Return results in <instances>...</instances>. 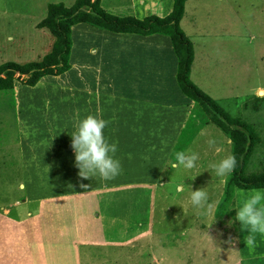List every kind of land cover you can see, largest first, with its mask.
Here are the masks:
<instances>
[{
	"label": "rangeland",
	"instance_id": "374dc122",
	"mask_svg": "<svg viewBox=\"0 0 264 264\" xmlns=\"http://www.w3.org/2000/svg\"><path fill=\"white\" fill-rule=\"evenodd\" d=\"M60 1L0 0V64L42 59L50 50L53 38L39 22L46 16L48 5ZM63 1L70 6L76 0ZM101 1L111 13L142 15L148 0ZM134 1L138 2V7L125 10L127 4ZM171 1L163 0V5L161 1H152L149 13L162 15V6ZM181 26L195 46L193 81L226 111L252 122L264 137V91L261 89H264V0H189ZM85 28L103 36L88 34ZM72 36L74 44L77 39V45L85 47L92 44L91 39L98 41L107 36L105 41L109 44L115 40L113 34L85 24L76 25ZM97 49V45L92 47L93 52ZM85 50L77 55L80 62L87 58ZM71 61L73 64L72 58ZM106 61L109 63V59ZM68 73L44 76L36 86L26 85L20 78L14 89L0 90V212L10 208L21 215L25 208H32L37 203L35 200L31 205L18 206L17 200L83 189L81 184L94 187V182L98 185L103 181L98 175L90 178L93 182L90 179L75 181L77 175L52 172L44 163L53 148L52 138L44 132L45 119L61 116L62 104L70 99L68 90L61 86L85 84L95 87L96 93L89 94L91 102L100 100L108 111L111 97L105 92L113 91V79L121 76L113 70ZM76 96L82 99L84 94L76 93ZM118 101L125 102V99L118 98ZM45 103L51 104L50 107L47 108ZM204 118L195 113L186 117L183 130H187L181 144L187 141L193 129L194 132L196 128L203 129V135L189 149V152L199 153L200 158L191 170L165 169V180L158 190L152 243L144 240L136 246L85 248L81 252V264H264V235L256 234L255 249L250 250L244 239L246 230L241 231L240 221H235L238 198L235 196L234 213L228 212L223 217L215 214L228 175L217 177L210 165L231 155L232 145L222 129L211 121L200 126ZM180 141L176 144L174 141L175 151ZM164 158L169 160V155ZM263 166L264 159L259 152L249 164V171L260 172ZM154 173L153 168L139 174L152 178ZM122 175L126 180L133 176ZM178 185H183L182 192L176 191ZM200 188L207 191L211 210L192 206L191 191ZM232 220L235 222L230 225ZM229 237L235 240L234 244L227 243ZM49 250V247L45 249L47 260L39 264H78L69 261L71 257L76 258V254L68 253L65 243L57 244L54 250L58 259L48 257ZM88 250H93L95 260L89 257ZM11 256L6 257L5 264H17Z\"/></svg>",
	"mask_w": 264,
	"mask_h": 264
},
{
	"label": "crops",
	"instance_id": "0c3cea01",
	"mask_svg": "<svg viewBox=\"0 0 264 264\" xmlns=\"http://www.w3.org/2000/svg\"><path fill=\"white\" fill-rule=\"evenodd\" d=\"M152 1H161L163 5V0H148L142 15L133 12L132 15L143 18L150 14ZM137 7L138 2L134 1L127 4L125 10ZM162 8L160 16L169 14L173 0ZM84 30L88 34L103 36L88 28ZM111 34L115 39L111 44L105 41L107 36L98 41L89 38L92 44L87 47L77 45L76 39L71 53L72 68L67 71L119 72L120 78L113 79V91L105 92L111 97L108 111L100 100L91 102L89 94L96 93L95 87L85 84L61 86L68 90L70 99L62 104L64 111L61 116L45 119L44 132L52 138L53 148L44 163L51 167L52 172L75 174L77 176L72 175L75 181H84L75 164L71 132L75 130L77 115L84 118L88 114L99 113L110 122L104 132L110 142L117 143L116 157L121 161L122 171L111 181L103 180L98 185L94 182V187L39 199L29 196L23 201L17 200L18 206L31 205L35 200L37 203L32 208H25L21 215L5 208L0 212V264H5L6 257L11 255L17 264L45 262L47 247L50 248L48 257L58 259L54 250L60 243L67 245L68 253L76 254V258L71 257L69 261L81 264V252L85 248L133 246L140 241H153L158 190L163 186L165 169L174 162L173 155L175 158L178 150L189 152L197 138L203 135V129L195 131L187 149L183 143L174 150L173 143L181 138L186 117L193 113L195 103L178 85V58L171 39L163 34ZM95 45L98 49L93 52ZM84 48L87 58L80 62L77 55L84 52ZM76 93H83V98L79 99ZM118 98H124L125 102H119ZM45 104L47 108L51 105ZM210 137L213 138V134ZM168 155L169 160L164 158ZM152 166L155 169L152 178L140 176L144 170H152ZM121 174L133 176L126 180ZM88 251L89 257L95 260L93 250Z\"/></svg>",
	"mask_w": 264,
	"mask_h": 264
},
{
	"label": "trees",
	"instance_id": "16d2710c",
	"mask_svg": "<svg viewBox=\"0 0 264 264\" xmlns=\"http://www.w3.org/2000/svg\"><path fill=\"white\" fill-rule=\"evenodd\" d=\"M188 1L173 0V8L166 16L150 13L143 18L111 13L103 7L101 0H76L70 6L63 0L50 3L46 16L39 22V26L46 28L52 35L50 50L39 60L24 63L7 61L0 64V90L14 89L16 80L20 78L26 85L36 86L44 76H59L69 71L72 68L71 53L74 43L72 29L79 24L116 34L168 36L178 58V85L195 103L193 114L205 117L200 126L211 121L231 140V155L235 156L237 163L225 180L224 192L215 212L216 216L223 217L228 212L234 213V189L264 188V166L260 172L249 171V164L255 154L260 152L264 159V137L252 122L226 111L191 78L195 46L181 26ZM185 130L181 133L179 144ZM194 134L193 129L188 134L185 145L190 143Z\"/></svg>",
	"mask_w": 264,
	"mask_h": 264
},
{
	"label": "clouds",
	"instance_id": "9594fccd",
	"mask_svg": "<svg viewBox=\"0 0 264 264\" xmlns=\"http://www.w3.org/2000/svg\"><path fill=\"white\" fill-rule=\"evenodd\" d=\"M109 123L99 113L88 114L84 118H79L77 115L74 125L75 130L71 132V146L75 151V164L79 168L78 175L82 179H90L98 175L101 179L107 181L114 179L122 171L121 161L116 157L117 143L110 142L105 136L104 130ZM199 158V153L195 151H179L175 153L174 162L169 167L174 170L180 168L191 170L197 166ZM236 163L235 156L229 155L218 163L211 164L210 169L217 177H226L233 172ZM195 177L192 179H195ZM81 187L88 188L89 185L81 184ZM176 191L182 192L183 185H178ZM234 196L239 200V207L235 209V221H240L241 231L246 230L247 232L244 237L246 247L254 250L256 234L264 235V189L246 191L237 188L234 189ZM190 201L195 208L203 209L207 207L211 210L205 188L192 190ZM235 221H229V224L231 225ZM227 243L234 244L235 240L229 237Z\"/></svg>",
	"mask_w": 264,
	"mask_h": 264
},
{
	"label": "bare ground",
	"instance_id": "6f19581e",
	"mask_svg": "<svg viewBox=\"0 0 264 264\" xmlns=\"http://www.w3.org/2000/svg\"><path fill=\"white\" fill-rule=\"evenodd\" d=\"M75 27V26H74Z\"/></svg>",
	"mask_w": 264,
	"mask_h": 264
}]
</instances>
